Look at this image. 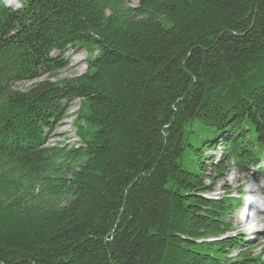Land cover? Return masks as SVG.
Returning <instances> with one entry per match:
<instances>
[{"label":"trees","instance_id":"obj_1","mask_svg":"<svg viewBox=\"0 0 264 264\" xmlns=\"http://www.w3.org/2000/svg\"><path fill=\"white\" fill-rule=\"evenodd\" d=\"M18 1H0V264H264L229 235L243 192L205 197L261 168L264 0ZM76 48L85 73L57 79ZM76 100L79 144L48 145Z\"/></svg>","mask_w":264,"mask_h":264},{"label":"rangeland","instance_id":"obj_2","mask_svg":"<svg viewBox=\"0 0 264 264\" xmlns=\"http://www.w3.org/2000/svg\"><path fill=\"white\" fill-rule=\"evenodd\" d=\"M7 3L16 5V2L14 0H8ZM133 5H136V2H134ZM57 55V53H53V56ZM87 58L88 54L84 49L76 48L73 50L66 51L64 54V59L67 62L68 66L65 70L59 73L57 79H69L84 74L87 67ZM45 80H47V76H43L33 82H24L22 84H18L16 85V88L19 90H26L32 84ZM80 106L81 103L79 100L74 101L70 105V108L67 111L66 118L53 129L50 135L48 145L54 146L62 142H65L70 145L75 143L79 144V141L76 138V131L72 122L77 118ZM203 138L204 137L199 138L198 142H200ZM220 151V148H218L216 151L208 149L204 152L207 159L205 162L206 167L209 164V158H218L220 155ZM260 167V169L252 168L247 173H242L234 169L224 180V182H221L213 187V193L205 196L207 198L220 197L222 196L223 188L229 189L233 193L234 197L237 196V192L239 190L243 193L255 195L256 202L254 204L252 202V208H254V206H258L262 210V213L260 214L262 216V230L260 228L254 229L253 226L255 225V223L253 214H246L245 216L244 207L247 204H250L252 201L246 196V204L243 207H238L230 216L233 231L229 234L230 236L238 234L242 235L244 248L253 249L252 252L254 254H260L264 247V189L262 188L259 191L255 190V188H257L259 185L264 186V151L262 152L260 157ZM242 217L246 219L247 223L245 226L247 229H250V231L244 229L243 223L241 221ZM231 256L234 257L235 254L233 253Z\"/></svg>","mask_w":264,"mask_h":264},{"label":"bare ground","instance_id":"obj_3","mask_svg":"<svg viewBox=\"0 0 264 264\" xmlns=\"http://www.w3.org/2000/svg\"><path fill=\"white\" fill-rule=\"evenodd\" d=\"M11 1H13V0H11ZM8 5H12V4H10V3H8ZM264 189V186H262V185H259L257 188H255V190L256 191H259L260 189ZM251 204V205H250ZM250 204H247L246 206H247V212L245 213V216H246V214H253V217H254V223H255V225L253 226L254 227V229H256V228H260L261 230H262V216L260 215L261 213H262V210L260 209V207H258V206H254V208H252L253 207V204H252V201H251V203ZM245 206V207H246ZM251 209V210H250ZM252 211V212H251ZM241 221H242V223H243V227H244V229L245 230H248V231H250V229H247L246 228V219H244L243 217L241 218ZM260 230V231H261Z\"/></svg>","mask_w":264,"mask_h":264}]
</instances>
